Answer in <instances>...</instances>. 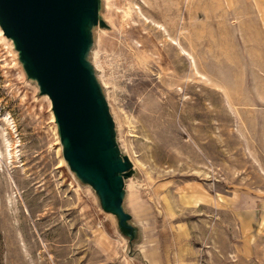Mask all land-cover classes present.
<instances>
[{"label": "rangeland", "instance_id": "374dc122", "mask_svg": "<svg viewBox=\"0 0 264 264\" xmlns=\"http://www.w3.org/2000/svg\"><path fill=\"white\" fill-rule=\"evenodd\" d=\"M82 28L106 176L0 23V264H264V0H92Z\"/></svg>", "mask_w": 264, "mask_h": 264}, {"label": "water", "instance_id": "95a60500", "mask_svg": "<svg viewBox=\"0 0 264 264\" xmlns=\"http://www.w3.org/2000/svg\"><path fill=\"white\" fill-rule=\"evenodd\" d=\"M91 5L92 0H0V23L17 39L28 66L49 94L68 141V158L106 176L103 159L89 156L95 150L87 145L97 118L80 46L82 19Z\"/></svg>", "mask_w": 264, "mask_h": 264}, {"label": "bare ground", "instance_id": "6f19581e", "mask_svg": "<svg viewBox=\"0 0 264 264\" xmlns=\"http://www.w3.org/2000/svg\"><path fill=\"white\" fill-rule=\"evenodd\" d=\"M2 32V31H1ZM3 42V41H2ZM179 44V47H180V49H181V51H183V52H185V53H187L188 54V57H191V67L194 69V70H196V73L200 76L201 74H200V72L198 71V67H197V65H196V60L194 59V57H192L191 56V54L189 53V52H187L183 47H181V45H180V43H178ZM202 77L203 78H205L203 75H202ZM6 118V117H5ZM7 142H9V141H7ZM11 143V142H10ZM8 145H9V143H8ZM9 147V146H8ZM8 150V149H7ZM15 151V150H14ZM8 154L10 155V154H13V151L12 150H9L8 151ZM7 154V155H8ZM8 155V156H9Z\"/></svg>", "mask_w": 264, "mask_h": 264}]
</instances>
